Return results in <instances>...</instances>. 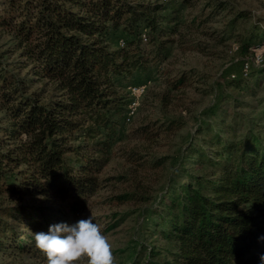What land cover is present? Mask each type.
Masks as SVG:
<instances>
[{
  "label": "trees",
  "instance_id": "1",
  "mask_svg": "<svg viewBox=\"0 0 264 264\" xmlns=\"http://www.w3.org/2000/svg\"><path fill=\"white\" fill-rule=\"evenodd\" d=\"M167 3L7 2L0 27L15 40L20 57L8 62L0 53V123L5 122L0 125V197L10 198L0 200V252L17 264H46L33 233L79 220L103 166L83 151L90 144L106 151L117 141L131 101L120 87L123 79L141 76L163 61L174 41L169 36L179 34ZM119 31L125 45L113 48L111 34ZM263 42L256 40L245 50ZM242 63L233 83L264 74L263 66L243 77ZM186 81V72L167 80L159 95L162 113L172 103V91ZM218 103L203 110L157 195L144 186L112 197L119 203L134 201L137 207L110 213L102 233L125 217L141 218L128 264H260L264 99L258 102L259 113L247 111L243 101L230 110ZM155 121L156 129H145L147 138L183 125L178 117ZM133 153L143 161L149 154ZM172 158L152 160L160 166Z\"/></svg>",
  "mask_w": 264,
  "mask_h": 264
},
{
  "label": "rangeland",
  "instance_id": "2",
  "mask_svg": "<svg viewBox=\"0 0 264 264\" xmlns=\"http://www.w3.org/2000/svg\"><path fill=\"white\" fill-rule=\"evenodd\" d=\"M8 1L0 0V17L5 14ZM167 4L171 7L168 13L176 15L172 24H178L179 34L169 36L174 41L163 52V61L141 76L123 79L120 87L130 95V103L136 100L133 90L145 86L134 113L130 114L129 103L121 119L125 129L108 150L101 151V146L90 144L83 151L92 158L103 161V166L98 172V186L88 197L79 220L91 215L94 223L100 225L101 231L106 226L110 213L137 207L134 201L119 203L113 200L115 194L142 190L144 186L150 187L153 195L162 190L179 148L193 135L202 119L203 110L218 102L230 110L236 101H243L248 103L245 104L247 111L259 113L258 102L264 99L263 73L255 75L256 78L259 77V82L255 77L249 76L241 85L230 81L233 77L229 76L230 71H238L240 61L249 57L253 46L249 51L245 48H249L256 40L264 41V0H173ZM120 35V31L111 34L113 42L110 45L113 48L120 45ZM237 45L239 49L233 50ZM145 46L150 47L149 44ZM0 53H4L8 62H14L20 57L15 40L2 27ZM24 72L25 70L22 71ZM181 72H186L187 81L176 91H172V103L162 113L158 104L159 95L167 86V80L177 78ZM41 85L42 82L34 88ZM165 116L178 117L183 125L166 131L157 138H147L146 127L156 129L155 120ZM1 119L0 112V121ZM3 123L5 122L0 125ZM79 140L80 138L77 141ZM133 150L149 154L145 161L137 160ZM160 155H170L173 158L164 165L156 166L153 164V156ZM0 200L9 201L10 198L0 197ZM140 220L138 215L125 217L116 228L106 234L102 233L108 237L112 246L115 264H128L129 255L138 243L133 238L138 236L136 231ZM13 259L14 257L0 252V264H17ZM77 264H87V258Z\"/></svg>",
  "mask_w": 264,
  "mask_h": 264
},
{
  "label": "clouds",
  "instance_id": "3",
  "mask_svg": "<svg viewBox=\"0 0 264 264\" xmlns=\"http://www.w3.org/2000/svg\"><path fill=\"white\" fill-rule=\"evenodd\" d=\"M33 236L35 247L47 258L46 264H77L85 257L87 264H115L108 237L91 215L73 225H50L47 233L35 232ZM259 259L264 264V255Z\"/></svg>",
  "mask_w": 264,
  "mask_h": 264
},
{
  "label": "built area",
  "instance_id": "4",
  "mask_svg": "<svg viewBox=\"0 0 264 264\" xmlns=\"http://www.w3.org/2000/svg\"><path fill=\"white\" fill-rule=\"evenodd\" d=\"M160 2H169L171 0H159ZM142 38L144 41H147V35H146V31H144V33H142ZM119 43L121 44V46L125 45V41L123 39H121L119 41ZM239 46H235L233 48V50H238ZM264 66V42L263 43H259L255 46L252 47V51L250 52L249 57H247V59L243 60L242 66H241V75L243 77H247L249 76V73L251 71L252 68H259V67H263ZM233 78L237 77L236 73H233L231 75ZM145 90V86L140 87V88H136L133 90L134 95L136 96V100H134L132 103H130L129 107L131 108L130 114H133L136 106L138 105V99L141 96V94L144 92Z\"/></svg>",
  "mask_w": 264,
  "mask_h": 264
}]
</instances>
